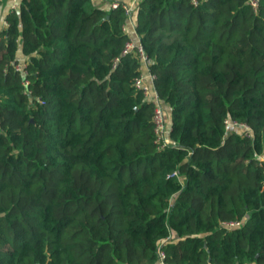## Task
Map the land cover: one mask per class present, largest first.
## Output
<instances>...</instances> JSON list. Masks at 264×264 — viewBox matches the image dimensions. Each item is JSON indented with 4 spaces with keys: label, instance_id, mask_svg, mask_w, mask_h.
<instances>
[{
    "label": "trees",
    "instance_id": "obj_1",
    "mask_svg": "<svg viewBox=\"0 0 264 264\" xmlns=\"http://www.w3.org/2000/svg\"><path fill=\"white\" fill-rule=\"evenodd\" d=\"M196 1L133 8L170 127L161 150L137 54L121 55L122 8L5 13L0 264H264V0Z\"/></svg>",
    "mask_w": 264,
    "mask_h": 264
},
{
    "label": "built area",
    "instance_id": "obj_2",
    "mask_svg": "<svg viewBox=\"0 0 264 264\" xmlns=\"http://www.w3.org/2000/svg\"><path fill=\"white\" fill-rule=\"evenodd\" d=\"M102 3H107L109 8L115 10L117 8H122L124 14L127 17V22L122 26V32L127 34L128 41L125 43L124 48L121 52L122 56L128 55L135 52L139 61L138 67V76L133 80L134 89L140 92L143 96V99L152 105L153 114H152V123H153V133H154V144L157 150L163 149L169 143V133L170 127L168 120L165 116V110L163 108L162 102L157 95L154 87L155 75L150 73L149 68L152 64L151 59L144 52L141 44L139 43L138 36L136 34V22L133 20V8L138 0H128V2L122 3L116 0H98ZM18 0H11L10 11H13L17 8ZM248 5L253 11H256L258 8L259 0H247ZM192 5H196V0H191ZM2 29L7 27L6 20L1 21ZM118 62V59H115L114 66ZM14 70L21 75L25 76L26 73V62H19L14 65ZM28 82L25 81L24 85H27ZM224 127L226 130L239 128L243 129L245 133H250L248 126L244 124H238L237 122H232L230 120L224 121ZM264 159V158H262ZM167 177L178 178L177 172H173ZM226 228H234L240 226V222H232L224 224ZM164 255L162 252H159V263L163 264L162 260Z\"/></svg>",
    "mask_w": 264,
    "mask_h": 264
},
{
    "label": "crops",
    "instance_id": "obj_3",
    "mask_svg": "<svg viewBox=\"0 0 264 264\" xmlns=\"http://www.w3.org/2000/svg\"><path fill=\"white\" fill-rule=\"evenodd\" d=\"M116 1H119V2H122V3H125V2H128V0H116ZM19 2V0H18ZM103 4H107V3H103ZM18 5V3H17ZM10 8H11V0H7L4 2L3 6H2V9H1V13H0V20L3 21L5 20V13L7 12H10ZM134 20V19H133ZM2 29V26H1V23H0V30Z\"/></svg>",
    "mask_w": 264,
    "mask_h": 264
},
{
    "label": "rangeland",
    "instance_id": "obj_4",
    "mask_svg": "<svg viewBox=\"0 0 264 264\" xmlns=\"http://www.w3.org/2000/svg\"><path fill=\"white\" fill-rule=\"evenodd\" d=\"M239 132H244L243 129H239Z\"/></svg>",
    "mask_w": 264,
    "mask_h": 264
}]
</instances>
